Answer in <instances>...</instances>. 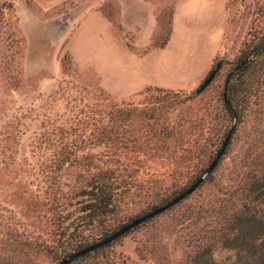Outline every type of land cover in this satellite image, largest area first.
<instances>
[{
    "label": "rangeland",
    "instance_id": "rangeland-1",
    "mask_svg": "<svg viewBox=\"0 0 264 264\" xmlns=\"http://www.w3.org/2000/svg\"><path fill=\"white\" fill-rule=\"evenodd\" d=\"M262 35L264 0H0V264H60L165 205L231 128L194 192L70 264H234L224 219L264 183V55L241 70ZM111 103L146 120L111 121ZM116 139L141 150L117 157ZM113 168L129 184L91 224L77 192Z\"/></svg>",
    "mask_w": 264,
    "mask_h": 264
},
{
    "label": "trees",
    "instance_id": "trees-1",
    "mask_svg": "<svg viewBox=\"0 0 264 264\" xmlns=\"http://www.w3.org/2000/svg\"><path fill=\"white\" fill-rule=\"evenodd\" d=\"M262 55H264V35H262L255 49L244 53L241 70L248 69L250 64ZM68 68L67 64H63L64 71H67ZM156 90L158 92H164L162 89ZM146 92H149V90L146 89ZM115 106V104L111 103L112 109L109 112L111 121L125 123L124 125L130 128L135 118L139 117L142 120H146V113L143 109L136 107L122 109ZM117 127L122 128L121 125ZM122 131L127 132L128 130L122 128ZM111 148L117 157L122 152L133 153L141 150V146L136 143L119 144L117 139L111 142ZM116 163L120 164L118 159H116ZM120 166L124 170V168L129 166V162L124 161ZM127 184L129 182L125 181L120 175L118 168L96 170L86 182V186L77 192V196H80L84 200V211L87 212L88 222L91 224H104L106 219L115 210V197L118 189L120 186L123 188ZM249 185L247 189L249 204L238 214L233 213L228 216V219H224L226 227L222 225V229L225 234L218 238L221 244L223 243L229 250L234 251V264H264V183H262L260 178L253 177L252 181H249ZM185 190L176 192L177 194L172 198H175ZM108 233L109 231H106L102 234V237H107ZM196 262H198L197 264H211L205 259V253L198 256Z\"/></svg>",
    "mask_w": 264,
    "mask_h": 264
},
{
    "label": "water",
    "instance_id": "water-1",
    "mask_svg": "<svg viewBox=\"0 0 264 264\" xmlns=\"http://www.w3.org/2000/svg\"><path fill=\"white\" fill-rule=\"evenodd\" d=\"M220 67H221V63H218L215 66V68L210 71V73L207 75V77L204 79L202 84L197 89V93H201L202 91L205 90L206 87L209 86V84L213 81L215 75L219 71ZM226 84H227V81H226ZM233 130L234 129L231 128L230 131L228 132V134H227V136H226V138L222 144L221 149L219 150L215 159L212 161V163L209 165V167L201 174V176L189 188H187L181 194L177 195L175 198H173L171 201H169L165 205L158 207V208L142 215L141 217H138V218L132 220L130 223L122 226L117 231H115L114 233L105 237L104 239L99 240L96 243H93L89 246H86V247L68 255L67 257H65L62 260V262L60 264H70L72 261L77 260L78 258H80V257H82V256H84V255H86L92 251H95L101 247H104V246L110 244L111 242H113L116 239L124 236L125 234H127L129 231L133 230L134 228H136L140 224H142V223L146 222L147 220L163 213L167 209L171 208L172 206L176 205L177 203H179L180 201L185 199L188 195H190L192 192H194V190L197 189L203 183V181L212 173V171L216 167L220 157L222 156L223 152L225 151V149H226V147H227V145L231 139Z\"/></svg>",
    "mask_w": 264,
    "mask_h": 264
}]
</instances>
